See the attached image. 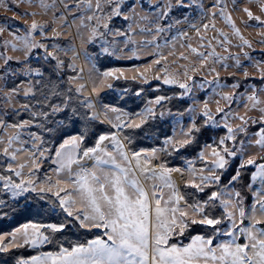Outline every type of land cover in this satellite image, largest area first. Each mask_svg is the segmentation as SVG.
Segmentation results:
<instances>
[{"label":"snow or ice","instance_id":"obj_1","mask_svg":"<svg viewBox=\"0 0 264 264\" xmlns=\"http://www.w3.org/2000/svg\"><path fill=\"white\" fill-rule=\"evenodd\" d=\"M0 9V264H264V0Z\"/></svg>","mask_w":264,"mask_h":264},{"label":"trees","instance_id":"obj_2","mask_svg":"<svg viewBox=\"0 0 264 264\" xmlns=\"http://www.w3.org/2000/svg\"><path fill=\"white\" fill-rule=\"evenodd\" d=\"M35 215L34 209L21 208L16 217L17 222H22L25 219L33 218ZM9 226H14V222L10 224L8 220H0V230H6Z\"/></svg>","mask_w":264,"mask_h":264},{"label":"rangeland","instance_id":"obj_3","mask_svg":"<svg viewBox=\"0 0 264 264\" xmlns=\"http://www.w3.org/2000/svg\"><path fill=\"white\" fill-rule=\"evenodd\" d=\"M0 11H3V9H0ZM1 220V219H0Z\"/></svg>","mask_w":264,"mask_h":264}]
</instances>
